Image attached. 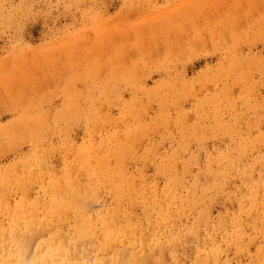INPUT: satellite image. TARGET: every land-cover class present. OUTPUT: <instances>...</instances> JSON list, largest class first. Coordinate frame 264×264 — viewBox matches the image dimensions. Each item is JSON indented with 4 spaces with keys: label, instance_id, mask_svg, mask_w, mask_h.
Here are the masks:
<instances>
[{
    "label": "rangeland",
    "instance_id": "374dc122",
    "mask_svg": "<svg viewBox=\"0 0 264 264\" xmlns=\"http://www.w3.org/2000/svg\"><path fill=\"white\" fill-rule=\"evenodd\" d=\"M0 264H264V0H0Z\"/></svg>",
    "mask_w": 264,
    "mask_h": 264
},
{
    "label": "bare ground",
    "instance_id": "6f19581e",
    "mask_svg": "<svg viewBox=\"0 0 264 264\" xmlns=\"http://www.w3.org/2000/svg\"><path fill=\"white\" fill-rule=\"evenodd\" d=\"M72 257V256H71ZM29 259V258H28ZM138 260V259H137ZM30 261V260H29ZM141 261V260H140Z\"/></svg>",
    "mask_w": 264,
    "mask_h": 264
}]
</instances>
